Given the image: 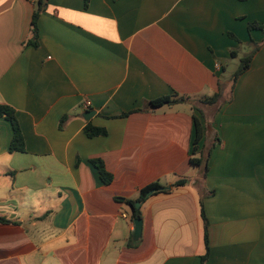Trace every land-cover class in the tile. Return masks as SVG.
Here are the masks:
<instances>
[{"label": "crops", "instance_id": "crops-1", "mask_svg": "<svg viewBox=\"0 0 264 264\" xmlns=\"http://www.w3.org/2000/svg\"><path fill=\"white\" fill-rule=\"evenodd\" d=\"M42 1L34 44L38 0H0V264H264V0Z\"/></svg>", "mask_w": 264, "mask_h": 264}, {"label": "trees", "instance_id": "trees-1", "mask_svg": "<svg viewBox=\"0 0 264 264\" xmlns=\"http://www.w3.org/2000/svg\"><path fill=\"white\" fill-rule=\"evenodd\" d=\"M42 5H43V1L42 0H38V5H37V9L34 12L33 15V43L37 44L38 43V24H37V18L39 16V12L42 9ZM249 28H258V29H264V24H260L257 21H253L249 24ZM256 49H254L253 51H251L250 53L244 55L241 59H240V65L237 68V70L235 71L233 77L234 80H236L244 71H246L251 64L252 58L254 56ZM234 56H237V53H233ZM222 97V92H217L216 94H214L213 96L204 98L203 102L204 103H215L217 102L220 98ZM183 96L179 97L176 94L175 95H171V96H163V97H159L157 99L151 100L149 103L151 106L153 107H160L163 105H167V104H172V103H176L180 100H183ZM202 113V115L204 116L202 110L199 111ZM125 114V113H124ZM6 116L13 125V130H14V136H13V140L10 146V150H23L24 149V140H23V136H22V132L19 126V122L16 116V111L15 109H13L11 106L9 105H5V104H0V116ZM194 121H195V127H196V137H195V144L193 147V151H192V156L190 158V163L193 165H204L206 170L208 169V155L210 153V150L207 149V154L205 155L203 152V149H200L199 143L200 141L203 140V138L205 137V126L202 124L200 118L196 115H194ZM86 132L88 135L90 136H94V135H99V134H104L106 131L103 128H99V127H95L91 124H88L86 126ZM200 153V156H197V154ZM94 163L97 164V167L99 169L100 172V176L103 179V181L105 183H109L113 180V175L106 169L104 163L102 160L99 159H94L93 160ZM185 180L183 179H179L176 183L175 186L178 185H182L184 184ZM163 186H161L158 182H154L150 185H148L147 187H145L142 190L141 196L139 201H143L146 199L147 194L152 191V192H168L169 189L165 188L162 189ZM133 204V202H130ZM135 217L140 218L141 217V210L140 208H135ZM203 217L205 219V239H206V246H207V253L204 255V259L205 260L210 252V247H209V234H208V226H209V222L208 219L206 217V215L203 212ZM9 222L8 219L0 216V223H6Z\"/></svg>", "mask_w": 264, "mask_h": 264}, {"label": "water", "instance_id": "water-1", "mask_svg": "<svg viewBox=\"0 0 264 264\" xmlns=\"http://www.w3.org/2000/svg\"><path fill=\"white\" fill-rule=\"evenodd\" d=\"M94 113L95 112L92 111V110H87L85 112V116H86V118H89V117L93 116ZM165 188L166 187H164V186L162 187V189H165ZM151 193H152V191H150L148 194H151ZM139 206H140V202L138 201V202L135 203V207L137 208ZM142 227H143L142 219L141 218H136L135 219V230H134V239L135 240L139 239V237L141 236Z\"/></svg>", "mask_w": 264, "mask_h": 264}, {"label": "rangeland", "instance_id": "rangeland-1", "mask_svg": "<svg viewBox=\"0 0 264 264\" xmlns=\"http://www.w3.org/2000/svg\"><path fill=\"white\" fill-rule=\"evenodd\" d=\"M243 56H244V54H241L240 57H238L237 59H234L233 62L230 65H228V70H227V73H226V75L228 77H230L231 74L239 67V65H240V59ZM201 103L203 104L204 102L201 101Z\"/></svg>", "mask_w": 264, "mask_h": 264}, {"label": "built area", "instance_id": "built-area-1", "mask_svg": "<svg viewBox=\"0 0 264 264\" xmlns=\"http://www.w3.org/2000/svg\"><path fill=\"white\" fill-rule=\"evenodd\" d=\"M90 105H91V102L89 100L85 101L84 104H83L84 110L88 109L90 107Z\"/></svg>", "mask_w": 264, "mask_h": 264}]
</instances>
